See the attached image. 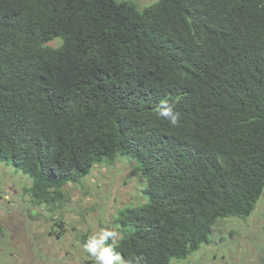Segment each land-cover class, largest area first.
I'll return each instance as SVG.
<instances>
[{
	"label": "trees",
	"instance_id": "obj_1",
	"mask_svg": "<svg viewBox=\"0 0 264 264\" xmlns=\"http://www.w3.org/2000/svg\"><path fill=\"white\" fill-rule=\"evenodd\" d=\"M117 159L144 179L105 245L124 264L184 261L216 222L253 214L264 0H0V162L31 180L32 206L59 209L67 186Z\"/></svg>",
	"mask_w": 264,
	"mask_h": 264
},
{
	"label": "rangeland",
	"instance_id": "obj_2",
	"mask_svg": "<svg viewBox=\"0 0 264 264\" xmlns=\"http://www.w3.org/2000/svg\"><path fill=\"white\" fill-rule=\"evenodd\" d=\"M117 1L143 10L158 0ZM30 187L27 176L0 162V264H96L85 243L110 229L120 209L142 200L144 179L123 159L96 166L80 186L64 189V204L54 211L33 207L24 191ZM209 243L170 264H264V199L246 220L216 222Z\"/></svg>",
	"mask_w": 264,
	"mask_h": 264
},
{
	"label": "clouds",
	"instance_id": "obj_3",
	"mask_svg": "<svg viewBox=\"0 0 264 264\" xmlns=\"http://www.w3.org/2000/svg\"><path fill=\"white\" fill-rule=\"evenodd\" d=\"M159 113L167 118L172 125L178 123L179 114L175 113L172 107H161ZM116 236L115 231L102 230L98 235H93L87 240L84 248L96 264H124L121 255L115 252L112 246H105L109 238L115 239Z\"/></svg>",
	"mask_w": 264,
	"mask_h": 264
}]
</instances>
